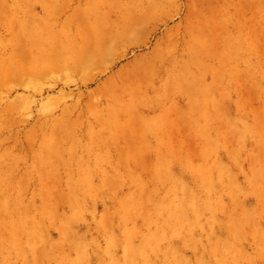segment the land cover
<instances>
[{
    "label": "rangeland",
    "instance_id": "374dc122",
    "mask_svg": "<svg viewBox=\"0 0 264 264\" xmlns=\"http://www.w3.org/2000/svg\"><path fill=\"white\" fill-rule=\"evenodd\" d=\"M0 264H264V0H0Z\"/></svg>",
    "mask_w": 264,
    "mask_h": 264
},
{
    "label": "bare ground",
    "instance_id": "6f19581e",
    "mask_svg": "<svg viewBox=\"0 0 264 264\" xmlns=\"http://www.w3.org/2000/svg\"><path fill=\"white\" fill-rule=\"evenodd\" d=\"M45 8L50 9L51 6H45ZM53 9H54V7H53ZM70 9L71 8L67 5L66 2H62V4L57 5L54 10L60 11V12H68V11H70ZM107 50H108V47H106V46H100L99 45V46L93 47L92 52H90L91 56L90 57L87 56L85 58L84 64L87 67L91 66L94 63V61L98 60L101 56L106 54Z\"/></svg>",
    "mask_w": 264,
    "mask_h": 264
}]
</instances>
